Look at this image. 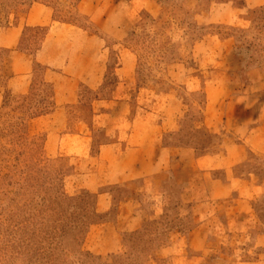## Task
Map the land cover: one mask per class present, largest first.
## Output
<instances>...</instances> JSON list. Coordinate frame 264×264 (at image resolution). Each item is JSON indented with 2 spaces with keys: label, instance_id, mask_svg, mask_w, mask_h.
Wrapping results in <instances>:
<instances>
[{
  "label": "rangeland",
  "instance_id": "1",
  "mask_svg": "<svg viewBox=\"0 0 264 264\" xmlns=\"http://www.w3.org/2000/svg\"><path fill=\"white\" fill-rule=\"evenodd\" d=\"M35 1L108 74L32 123L53 88L20 71L48 28L0 0V264H264V0ZM122 65L130 110L96 122Z\"/></svg>",
  "mask_w": 264,
  "mask_h": 264
},
{
  "label": "crops",
  "instance_id": "2",
  "mask_svg": "<svg viewBox=\"0 0 264 264\" xmlns=\"http://www.w3.org/2000/svg\"><path fill=\"white\" fill-rule=\"evenodd\" d=\"M41 8L47 15L37 14ZM25 19L28 24L36 23L38 26L47 27L48 30L33 59L31 61L28 59L29 64L23 71H20V74L22 78L23 75L28 79L32 78L36 64L40 65L44 69L42 82L53 88L54 103V109L50 113L34 118L31 122L43 120L48 123L54 122V120L58 121V119L63 121L68 117L70 109H77L80 106L82 89L93 94L104 91L108 74V55L102 51L100 39L95 36L83 33L66 24L54 25L47 7L40 3L30 6ZM123 70V65L115 70L114 74L117 77L114 91L104 98L93 100L94 121L97 122L105 117H110L112 120L117 116L119 119H123V116H119L124 113H122V109L130 110V103L123 94H118L119 89L124 87L121 74ZM13 79L11 78V80ZM103 116L105 117L103 118ZM79 124L81 128H85L82 122ZM51 126L55 132L54 136L63 137L64 131L62 132L61 125L52 124ZM76 136L80 138L79 135ZM49 141L50 139L47 140V144ZM134 166L140 165L135 164Z\"/></svg>",
  "mask_w": 264,
  "mask_h": 264
},
{
  "label": "trees",
  "instance_id": "3",
  "mask_svg": "<svg viewBox=\"0 0 264 264\" xmlns=\"http://www.w3.org/2000/svg\"><path fill=\"white\" fill-rule=\"evenodd\" d=\"M35 2H38V0L35 1ZM31 3L33 4L34 3V0ZM258 14H262V16H259V17H257L255 19V24H256V30L261 35V34H264V9H260ZM35 67H40L41 68V66L38 65V64H36ZM42 87L46 88V84L44 82H42ZM101 93H102V91H101ZM47 97H48L47 102H46L47 105H46L44 111H42L41 113H39L38 116H32L31 118H29L30 121L33 120L34 118H37V117L46 115V114L50 113L54 109L53 94H49V96H47ZM95 99H98V98L95 97Z\"/></svg>",
  "mask_w": 264,
  "mask_h": 264
}]
</instances>
